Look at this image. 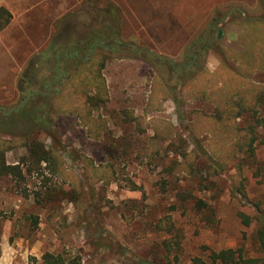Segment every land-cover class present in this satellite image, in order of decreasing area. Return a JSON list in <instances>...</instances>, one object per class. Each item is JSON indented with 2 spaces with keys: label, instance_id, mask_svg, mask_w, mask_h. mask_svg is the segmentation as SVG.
Here are the masks:
<instances>
[{
  "label": "rangeland",
  "instance_id": "374dc122",
  "mask_svg": "<svg viewBox=\"0 0 264 264\" xmlns=\"http://www.w3.org/2000/svg\"><path fill=\"white\" fill-rule=\"evenodd\" d=\"M51 2L67 5L53 36H4L16 64L10 49H0V141L14 142L5 160L21 163L23 172L0 178V264H46V254L63 264H221L212 253L227 249L264 259L257 233L264 105L243 113L237 133L212 123L235 88L264 89V0ZM100 20L119 31L121 43L112 46L118 54L108 53V98L96 110L72 93L81 82H66L61 61ZM212 28L228 58L211 51L204 72L179 93L168 91L173 80L163 66L132 51L180 66L192 42ZM20 83L28 98L33 91L50 102V133L31 134L32 118L24 114L2 119L25 107ZM36 103L34 110L44 104ZM249 126L255 140L238 143ZM34 141L55 153L58 168L36 164L28 153Z\"/></svg>",
  "mask_w": 264,
  "mask_h": 264
},
{
  "label": "trees",
  "instance_id": "16d2710c",
  "mask_svg": "<svg viewBox=\"0 0 264 264\" xmlns=\"http://www.w3.org/2000/svg\"><path fill=\"white\" fill-rule=\"evenodd\" d=\"M112 9L107 10V13L113 15ZM108 18H110V16ZM11 20V13L4 7H1L0 32L4 31L9 26ZM105 22L101 20L96 21L94 30L86 28L87 34H84L82 38H77L78 40L74 46H66V56H64L65 59L61 61L62 65H66V82H68L69 85H72V81H77V83L81 82L78 86L84 82L83 87L80 86V91L77 89L78 86L71 87L74 88L72 93L81 96L84 95L87 103L96 110L99 108V103H103L108 98L106 82L102 74L105 68L106 60L110 58L108 53L113 54L115 52L114 55L118 54V50L112 46L113 44H116V42L118 45L121 43L118 39L119 31L107 25H103ZM215 33V30L212 28L207 30L204 36L192 42L185 56L187 61L180 66H176L172 63V61L146 50L137 51L135 48H132V51L140 56V59L153 66L155 69L159 66H163L168 72L169 79L173 80V86H168V91L173 94L174 91L179 93L187 88L186 86H189L190 83L195 81L194 79H197L204 72L208 54L211 51L220 52L217 44L219 35L218 33L215 35ZM219 55L221 57L223 55L228 58L226 53H219ZM83 72L84 76H82ZM189 72L195 73L197 77L186 79V77L188 78ZM26 77L28 78L27 74H25L22 79ZM238 77L241 78L240 75H238ZM56 79L57 78L52 79L53 82L57 81ZM47 84L43 85L46 86V89L48 87ZM18 90L22 95V103L25 107H23L21 111H17V109L8 111L7 113L10 114H6L5 118L2 119L11 120L14 116L24 114V117L32 118L29 130L31 134L35 131L50 133L52 129L51 120L48 117L50 102L47 103L45 101V95L41 93H34L32 91L31 98H28V94L24 88H22L21 83L18 86ZM232 93L233 94H231V96L229 95L226 97V99L219 105L221 115H216L215 119L212 118V123L214 126L216 125L219 129L224 130L225 132L226 129H229L230 131L237 133L240 129L238 128L236 121L243 115V113L254 112V109L258 106V104L264 105V89L253 87L246 91L245 89L237 87ZM57 94H59V90H56L55 95ZM37 101L44 104L43 106L41 105V107L37 108L38 110H34V106H38V103H36ZM232 121L235 125H232ZM257 123L261 127H264V118L257 121ZM253 136V127L249 126L242 132V137L239 136L238 143L240 141H245V145H248L249 143L252 144L253 140L256 138ZM13 137L14 139H19V136ZM250 138L251 141H249ZM13 146V141H0V178L11 176L18 178L23 175L20 168L21 163L19 165L10 166L5 160V153L11 150ZM211 150L213 152V149ZM28 153L31 158L35 159L36 164H42L44 162L51 164L52 162V165L55 168H58L55 153L47 150L40 143L34 141L31 145L28 144ZM187 168L188 166H184L185 170H187ZM257 210L259 213L257 216L259 226L257 233L260 241L264 245V209L258 208ZM164 228H170L167 222ZM43 258L46 264H63L60 259L51 254H46ZM212 260L214 263L219 262L221 264H264V259H243V255L233 249L212 253ZM142 264L150 263L143 262ZM194 264L203 263L202 261L196 260Z\"/></svg>",
  "mask_w": 264,
  "mask_h": 264
},
{
  "label": "crops",
  "instance_id": "0c3cea01",
  "mask_svg": "<svg viewBox=\"0 0 264 264\" xmlns=\"http://www.w3.org/2000/svg\"><path fill=\"white\" fill-rule=\"evenodd\" d=\"M51 1L53 0H0V8L4 7L12 15L9 26L0 32V49L2 52L6 51L8 53L9 49L12 52L11 48L7 47L9 43L2 40L4 36L10 39L27 38L30 41L31 39H43L53 36L55 24L60 19L58 16L66 13L67 5L66 2L61 4ZM9 54L11 57L9 63L16 64L17 61L13 56V52ZM131 63L134 64L136 69L141 64H138L137 61H128V64ZM142 65L146 64L142 63ZM21 69L22 67L19 70Z\"/></svg>",
  "mask_w": 264,
  "mask_h": 264
},
{
  "label": "flooded vegetation",
  "instance_id": "af4514ba",
  "mask_svg": "<svg viewBox=\"0 0 264 264\" xmlns=\"http://www.w3.org/2000/svg\"><path fill=\"white\" fill-rule=\"evenodd\" d=\"M221 35V33L219 34V36Z\"/></svg>",
  "mask_w": 264,
  "mask_h": 264
}]
</instances>
